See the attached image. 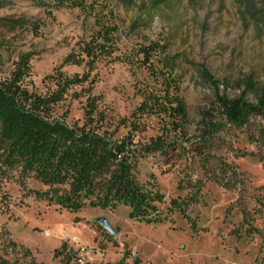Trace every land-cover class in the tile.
Returning a JSON list of instances; mask_svg holds the SVG:
<instances>
[{
    "label": "rangeland",
    "instance_id": "rangeland-1",
    "mask_svg": "<svg viewBox=\"0 0 264 264\" xmlns=\"http://www.w3.org/2000/svg\"><path fill=\"white\" fill-rule=\"evenodd\" d=\"M113 27L116 51L90 69L85 45ZM153 42L166 56L144 64L137 52ZM26 58L22 87L42 97L87 74L51 106L48 122L79 129L94 100L101 122L92 127L114 142L129 135L132 178L161 200L149 224L124 206L69 212L35 195L48 188L32 173L0 167V262L63 264L54 255L64 245L69 264H264V122L251 116L235 127L217 102L254 104L264 92V0H0V82ZM165 89L184 103L181 132L138 111ZM154 142L161 150L146 152Z\"/></svg>",
    "mask_w": 264,
    "mask_h": 264
},
{
    "label": "trees",
    "instance_id": "trees-1",
    "mask_svg": "<svg viewBox=\"0 0 264 264\" xmlns=\"http://www.w3.org/2000/svg\"><path fill=\"white\" fill-rule=\"evenodd\" d=\"M115 32L114 27L102 29L85 45L82 53L90 69L98 59L112 57L116 51ZM166 49L165 45L153 42L141 47L137 54L142 56V63L149 64L153 56H166ZM27 61V58L22 59L10 79L0 82V144L4 151V155H0V167L19 165L24 172L32 173L38 183L48 188L45 193L35 192V195L69 212L80 211L86 203L91 208L109 210L124 206L129 209V218L146 224L155 222V203L161 198L141 190L132 178V164L138 159L132 139L128 135L114 142L107 139L105 133H98L99 127H92L95 121H100L94 100H87L84 123L79 129L68 130L48 122L51 106L62 100L70 86L85 83L87 74L57 81V91L42 97L22 87ZM156 73L151 74L156 76ZM202 77L217 87L206 70L202 71ZM217 102L227 123L235 127L245 125L251 116L264 122V92L254 104L222 97H218ZM138 111L167 117L175 132L182 130L185 106L175 92L151 91ZM151 150H161V145L154 142L145 149L146 152ZM54 256L61 258L63 264L71 260L64 245Z\"/></svg>",
    "mask_w": 264,
    "mask_h": 264
},
{
    "label": "water",
    "instance_id": "water-1",
    "mask_svg": "<svg viewBox=\"0 0 264 264\" xmlns=\"http://www.w3.org/2000/svg\"><path fill=\"white\" fill-rule=\"evenodd\" d=\"M95 224L98 225L101 229H103L107 233H109L111 236L115 235L114 230L111 228V226L105 220V218H99V219L95 220Z\"/></svg>",
    "mask_w": 264,
    "mask_h": 264
}]
</instances>
